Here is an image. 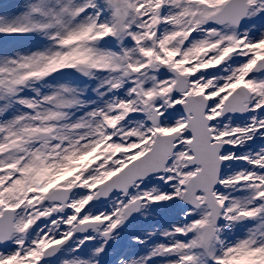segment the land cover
Returning <instances> with one entry per match:
<instances>
[{
    "label": "snow or ice",
    "instance_id": "1",
    "mask_svg": "<svg viewBox=\"0 0 264 264\" xmlns=\"http://www.w3.org/2000/svg\"><path fill=\"white\" fill-rule=\"evenodd\" d=\"M0 37V264H264V0H22Z\"/></svg>",
    "mask_w": 264,
    "mask_h": 264
},
{
    "label": "rangeland",
    "instance_id": "2",
    "mask_svg": "<svg viewBox=\"0 0 264 264\" xmlns=\"http://www.w3.org/2000/svg\"><path fill=\"white\" fill-rule=\"evenodd\" d=\"M21 2L22 0H0V14L14 12Z\"/></svg>",
    "mask_w": 264,
    "mask_h": 264
}]
</instances>
